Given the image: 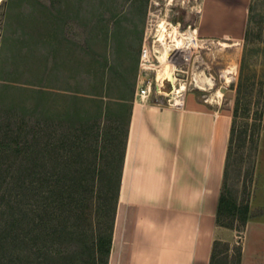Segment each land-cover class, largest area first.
I'll use <instances>...</instances> for the list:
<instances>
[{
    "label": "rangeland",
    "instance_id": "rangeland-1",
    "mask_svg": "<svg viewBox=\"0 0 264 264\" xmlns=\"http://www.w3.org/2000/svg\"><path fill=\"white\" fill-rule=\"evenodd\" d=\"M248 2L205 36L199 0H0V264H102L90 243L115 212L138 48L164 19L194 32L182 90L230 116L237 86L248 101L219 192L249 215L217 224L209 264H264V0Z\"/></svg>",
    "mask_w": 264,
    "mask_h": 264
},
{
    "label": "crops",
    "instance_id": "crops-1",
    "mask_svg": "<svg viewBox=\"0 0 264 264\" xmlns=\"http://www.w3.org/2000/svg\"><path fill=\"white\" fill-rule=\"evenodd\" d=\"M247 4L199 0L196 26L226 35ZM132 95L106 264H208L230 113L191 91L181 107Z\"/></svg>",
    "mask_w": 264,
    "mask_h": 264
},
{
    "label": "trees",
    "instance_id": "trees-1",
    "mask_svg": "<svg viewBox=\"0 0 264 264\" xmlns=\"http://www.w3.org/2000/svg\"><path fill=\"white\" fill-rule=\"evenodd\" d=\"M247 9H249V7H247ZM245 37H246V33L244 32L243 38ZM240 95H241L240 89L237 86L235 89L233 104L231 107V116L228 127V135L226 140L225 157H224L222 174L225 172L226 167L229 164L231 154L235 151L234 147L240 142L241 134L244 131V127H242V124H240L237 121V116L238 113L240 112V105H244L241 110L242 113H244L245 110L248 109V101L246 102L244 101V103L241 104ZM116 190H115V195H116ZM109 210H110L108 213L109 224L105 228V231L103 233H99L95 241H91L90 243V247L92 251L102 255V264H106L107 262V255L111 242L114 209L112 207ZM248 215L249 213H248L247 200L241 199L240 201H235L224 195L222 192H219L217 197L216 210H215L216 224L241 230L243 229V226L248 218ZM220 244L226 245L227 243L226 241H221L220 239H216V238L212 240L209 262H211L213 257L217 254V252L220 251L218 250V246Z\"/></svg>",
    "mask_w": 264,
    "mask_h": 264
},
{
    "label": "built area",
    "instance_id": "built-area-1",
    "mask_svg": "<svg viewBox=\"0 0 264 264\" xmlns=\"http://www.w3.org/2000/svg\"><path fill=\"white\" fill-rule=\"evenodd\" d=\"M178 25V24H177ZM157 34L151 37L150 40L141 41L136 61V79L133 90L132 100L139 102H153L159 105H171L173 107H181L183 102V90L178 83L179 75L177 71H181L180 63L184 57L180 55L182 47L169 49L166 58L173 65L171 74L174 79L163 75L159 69V47L158 42L155 41ZM170 45L175 43L170 41ZM157 76V77H156ZM165 84L168 89H165Z\"/></svg>",
    "mask_w": 264,
    "mask_h": 264
},
{
    "label": "bare ground",
    "instance_id": "bare-ground-1",
    "mask_svg": "<svg viewBox=\"0 0 264 264\" xmlns=\"http://www.w3.org/2000/svg\"><path fill=\"white\" fill-rule=\"evenodd\" d=\"M189 33H191V32L188 31L186 33V32L181 31L177 24H174L170 21L167 22L166 19L160 21L158 24V29H157V33H156L157 37L155 39V41L158 42L157 46L159 47V50H160L159 57H158L159 58L158 66H159V69H161L162 74L169 76L170 79H174L173 75L171 74L173 65L170 61L167 60L166 55H167L169 49H171V48L182 47L184 49V48H187L190 45L194 44V40H195L194 39L195 37L193 36L194 32H192L191 35H189ZM170 41H173V43H175V45L171 46ZM179 80H180V78H179ZM193 81H194L195 85H197L198 87H201V88H204V86L202 85L203 83H206V84L210 83V79L207 78L206 76H205V79H203L202 81H197L196 79H193ZM181 83L182 82H180V85H181ZM184 92H185V90H183V97L185 94Z\"/></svg>",
    "mask_w": 264,
    "mask_h": 264
},
{
    "label": "water",
    "instance_id": "water-1",
    "mask_svg": "<svg viewBox=\"0 0 264 264\" xmlns=\"http://www.w3.org/2000/svg\"><path fill=\"white\" fill-rule=\"evenodd\" d=\"M176 74H177V75H183V73L180 72V71H177ZM156 77H157V76H156Z\"/></svg>",
    "mask_w": 264,
    "mask_h": 264
}]
</instances>
